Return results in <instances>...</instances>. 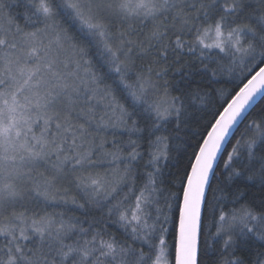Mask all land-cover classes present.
I'll return each instance as SVG.
<instances>
[{
  "label": "snow or ice",
  "instance_id": "6c2138e0",
  "mask_svg": "<svg viewBox=\"0 0 264 264\" xmlns=\"http://www.w3.org/2000/svg\"><path fill=\"white\" fill-rule=\"evenodd\" d=\"M260 100L264 0H0V264H264Z\"/></svg>",
  "mask_w": 264,
  "mask_h": 264
},
{
  "label": "trees",
  "instance_id": "16d2710c",
  "mask_svg": "<svg viewBox=\"0 0 264 264\" xmlns=\"http://www.w3.org/2000/svg\"><path fill=\"white\" fill-rule=\"evenodd\" d=\"M14 13L15 11H17L16 9L13 10ZM17 23L23 24V20H17ZM260 104H264V100H260ZM257 107H259V104L257 105ZM102 109H97V113L99 114V112ZM95 127V125H93V128ZM101 139H104L108 142V144L106 145V147L111 145V142L113 140H116L117 142H119L121 140V136L119 135V129H113V128H108V129H101L97 134H96V140L97 143L100 142ZM187 159V153L184 154V159L182 160V165L183 166V162L184 160ZM173 191H175V189H173ZM251 192L254 194L256 192L255 189H252ZM62 195H64V193H61ZM75 196L77 198V200H79L80 198V194H78L77 190L74 187H69L68 192L66 194V198L67 199H71V197ZM172 203V209L169 212V221L166 225V227L169 229V233H168V240L169 242L172 241L174 234H175V222L178 219V208H177V200L173 199L171 201ZM73 209H75V205L68 203L67 205H61L59 207H50L48 208V211L50 212H60V211H66V215H79L78 211H73Z\"/></svg>",
  "mask_w": 264,
  "mask_h": 264
},
{
  "label": "water",
  "instance_id": "95a60500",
  "mask_svg": "<svg viewBox=\"0 0 264 264\" xmlns=\"http://www.w3.org/2000/svg\"><path fill=\"white\" fill-rule=\"evenodd\" d=\"M259 99V98H258Z\"/></svg>",
  "mask_w": 264,
  "mask_h": 264
}]
</instances>
